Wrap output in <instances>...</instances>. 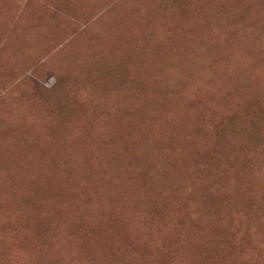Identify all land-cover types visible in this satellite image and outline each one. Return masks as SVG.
<instances>
[{
    "label": "rangeland",
    "instance_id": "374dc122",
    "mask_svg": "<svg viewBox=\"0 0 264 264\" xmlns=\"http://www.w3.org/2000/svg\"><path fill=\"white\" fill-rule=\"evenodd\" d=\"M0 264H264V0H0Z\"/></svg>",
    "mask_w": 264,
    "mask_h": 264
}]
</instances>
